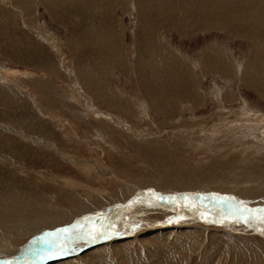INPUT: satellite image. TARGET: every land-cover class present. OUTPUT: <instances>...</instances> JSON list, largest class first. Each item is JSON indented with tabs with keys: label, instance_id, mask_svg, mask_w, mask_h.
<instances>
[{
	"label": "rangeland",
	"instance_id": "obj_1",
	"mask_svg": "<svg viewBox=\"0 0 264 264\" xmlns=\"http://www.w3.org/2000/svg\"><path fill=\"white\" fill-rule=\"evenodd\" d=\"M50 1L24 0L20 4L16 0H0V115L5 120L2 123L20 132L48 138L66 152L63 153L66 157L54 151L50 156L41 155L31 140L0 129L6 138L18 142L19 151L28 148L33 154L24 161L20 159L26 167L16 160L27 176L18 168L19 176L14 175L18 180L16 177L1 180L0 196L43 193L42 196L49 195L54 209L70 211L78 205L92 210L78 215L81 217L113 207L117 202L127 203L120 209L134 208L139 198L122 201L121 198L124 186L137 181L152 187L150 184L160 182L189 184L203 179L187 191L168 189L167 193H190L195 198L200 195L202 200L199 199L198 210L193 215L210 219L185 216L180 220L182 223L164 225L161 223L167 216L150 217L147 221L130 217L125 220H134L135 225L119 221L115 231L109 230L112 237L86 246L79 254L57 256L47 264H99L102 260L108 261L105 264H155V255L162 253L163 245L176 241L175 247L181 249L187 234L193 235V242L199 246L188 254L186 264H199L206 251L211 252L208 264L217 263L231 249L230 240H239L248 248L251 240L264 243V237L259 234L263 229L251 228L243 221L220 214L231 206L243 218L250 209L258 217L261 215L260 220L264 216V196L244 197L222 193L221 189L233 188L252 164L264 165V7L261 2H251L257 11L253 17L242 6L243 2H232L230 11L213 0H172L161 5L160 0ZM241 11L247 14L239 15ZM160 51L172 54L169 63L176 59L186 65L177 63L174 74L166 75L157 54ZM145 53L147 58L154 53L155 59L158 56L161 64L158 66L163 69L159 75L146 69L147 62L153 58L145 60ZM211 55L219 56L216 59L222 66L218 70L212 67ZM90 67L99 75L97 86L106 85L110 90L115 102L111 108L87 90L86 78L81 74ZM189 71L191 74L186 76ZM172 87L177 89L172 91ZM83 97L100 118L86 111ZM155 104L166 111H156ZM245 108L256 113L249 115ZM242 113L263 120L257 121L256 127L251 122L238 125L235 119ZM114 115L119 122L111 119ZM49 159H53L52 163L45 164ZM39 162L42 166L32 168L33 163ZM51 169L55 172H49ZM31 175L36 178L31 179ZM204 185L209 187L206 189ZM191 188L194 190L189 191ZM114 192L119 201L107 204ZM210 194L220 197L221 206L226 203L216 213L220 217L201 213L212 208V198H202ZM225 197L237 204L227 202ZM95 201L105 204L93 209ZM135 213L141 216L140 212ZM262 222L255 223L262 226ZM49 228H35L31 234L35 242L41 244L49 238L52 235V231H47ZM31 235L10 234L9 238L14 247H23L31 241Z\"/></svg>",
	"mask_w": 264,
	"mask_h": 264
},
{
	"label": "bare ground",
	"instance_id": "obj_2",
	"mask_svg": "<svg viewBox=\"0 0 264 264\" xmlns=\"http://www.w3.org/2000/svg\"><path fill=\"white\" fill-rule=\"evenodd\" d=\"M16 1H19L20 4L24 2V0H16ZM51 1L54 2L56 0H51ZM201 1L208 2L209 0H201ZM213 1L221 3L223 5V7H225V8L228 7L229 9H231L230 11H232V8H233L232 2H239V3L243 2L242 6H244L245 10L249 11L250 15L253 17H255L257 15V13H256L257 11H254L255 7L251 4V2H261L262 6L264 7V0H213ZM158 2H160L159 4L161 5L162 4L161 2H173V1L172 0H168V1L160 0ZM233 6H234V4H233ZM244 13H246V12L244 11ZM244 13L241 11V12H239V15L244 16ZM155 54L156 53H154L153 55L151 54V57L148 56V58L149 57L153 58V59H150L151 61H148L149 59L147 58L146 53L144 55L145 60L148 61L147 62L148 67H146V69L154 70L156 72L155 74H158L159 70L162 69L161 67L158 66V65H161L158 62L159 58L161 59L162 66L163 65L165 66V69L164 70L162 69V70L166 71V75H169V72H171V75L174 74V72L176 71L175 66L177 67L178 64L179 65H186L182 61H178L176 59H174V61L176 60L175 62L174 61L171 62L174 64L169 63L168 59H170V57H172V54L170 52L165 53V51H160L157 53L159 58L157 56L156 59L154 58ZM212 57L214 58L213 59L214 65H212V67L214 68V70L215 69L218 70L217 67L222 66L221 65L222 63L220 62V60L216 59L219 56L216 55V56H212ZM215 59H216V61H215ZM167 60H168V62H167ZM141 63H142V61H141ZM168 64L171 65L170 69L168 67ZM207 66H209V65H207ZM239 67H240V65H238L237 70H239ZM163 73H165V72H163ZM187 74H191V72L190 71L186 72V76H187ZM105 75H106V73H105ZM82 76L86 78L84 80V83L86 85L87 90L90 92V95L94 96L98 101H100V103L104 104L105 106H107L109 108L114 106L115 102L113 101V99H111L112 95L109 92L110 90L107 88V86L105 85L102 88H99L97 86V83L99 82L98 81L99 75H98L96 69H93L92 67H90V69H88V70L83 69L81 77ZM104 78H105V76H104ZM144 80H145V78H144ZM184 86H185V84H184ZM172 89H173L172 91H174L177 89V87L176 88L172 87ZM148 91H149V89H148ZM163 91H164V89L162 90V92ZM262 94L264 95L263 92H262ZM82 95H85V94H82ZM86 97H88V96H86ZM179 97H181V96H179ZM83 99H84V97H83ZM125 102H127V101H125V100L123 101L124 107L128 106V104ZM179 102H181V101H179ZM110 104H112V105L110 106ZM125 104H126V106H125ZM163 104H165V103H163ZM82 105L84 106L86 111L89 112L90 114L95 113V114H93V115H95L93 117H96V118L99 117V115H97L96 112H92V110L94 108H93V106H88L86 99H84L82 101ZM223 106L224 105H221V107H223ZM153 108L156 111H161V112L166 111V109L163 106H159V104H155ZM245 109H247L246 113L248 112L249 115H253L254 113H256V111L253 109L252 110L250 108H245ZM249 115H247V116H249ZM244 116H246V115L243 114V115H241V117H237L235 119V121L238 122L237 123L238 125L239 124L241 125L244 122L245 123L251 122V123H253L254 127H256V125L261 120H263V118L260 116H254V117H247L246 116L245 118H244ZM145 117H146V115H145ZM1 118H2V115H0V129H4L8 133L12 132V133L18 134L24 139L31 140L39 148V149H37V152H38V150H40L39 152L41 153V155L45 154V156H48V155L50 156L51 152L54 151L65 159L66 156H64V154H63L65 151L63 152L62 150H60V148H58L55 145V143H53L51 140L50 141L47 140L48 138L37 137V135L32 136L33 134H31V136H30V134L20 132L16 129L12 128L10 124L2 123V122H5V120H3L4 118H2V119ZM116 118H118V117L115 115L111 116V119L114 122H119L118 120H116ZM257 121H258V123H257ZM251 123H249V124H251ZM227 124H228V122H227ZM13 127H15V126H13ZM251 127L253 128L252 125H251ZM242 128H243V126H242ZM263 128H264V126H263ZM29 130H31V129H29ZM40 134H41V132H40ZM215 134H216V132H215ZM40 136H43V135H40ZM45 137H47V135H45ZM17 145H18V142L11 140V138L9 139V136L6 138V136H4V134H2L0 132V181L3 179H7V181H8V179L10 180L11 177L15 178L19 174V172H17L18 174L16 173V169H18V168L22 169L23 173L25 172V169L23 170V168L20 167V165L26 167L25 163L22 164L20 159H22V161L26 160V158H29L30 154H32V151H30L28 148H25L24 150L19 151L16 147ZM21 147H22V145H21ZM37 152H34V153L36 154ZM156 155H157V152H156ZM66 159L69 160L68 158H66ZM16 160L20 161V165ZM49 160H50V162L45 163V164H47V165L51 164L52 163L51 161H53V159H49ZM32 165H31L32 168H37L36 166H42V164L40 162L38 164L33 163ZM248 168H250V169H248ZM248 168L245 169V174H244L245 177L242 176L240 179H237L234 183L235 186L231 189L227 186L225 188H221L222 193L224 191V193H226V192L227 193H234V194H237L238 196H244V197H249V196L252 197L254 195H258L260 197L264 196V165L252 164ZM55 169L58 170V167ZM55 169H51L49 172L52 173V171H54ZM31 170L33 171L34 169H31ZM40 171L41 170H39V173H41ZM34 173H36V171ZM14 175H16V176H14ZM40 175H43V174H40ZM44 175H46V174H44ZM44 175H43V177H44ZM25 176H27L26 172H25ZM28 176H29L28 177V179H29L30 175H28ZM31 176H32L31 179L36 178L35 175H31ZM17 180H18V178H17ZM44 180H45V178H44ZM209 180L210 179H208V181ZM125 181H126V179H125ZM202 181H203V179H199V180H195L189 184L183 183L181 181H177L173 184L172 183L166 184V183L160 182V183H156L155 185L150 184V186H152V187H147V186H149V183L137 181V184H130L128 186H124V188L122 189L123 191H122L121 201L126 200V199H131V198L137 200L139 198V200H137L139 202H136L135 204H133V205H135L134 208L130 207V208L125 209V210L120 209V207L124 206V204H127V203L122 204V203L117 202V204H115L116 201H119V200L116 199V197H118V194H116V192H114L109 196L111 200L107 203V204H112L113 202H115V203H113V204H115L113 207H108L107 209H105L103 211L101 210V211H98L95 213L85 214L81 217H78V215L87 212L88 209L89 210H91V209L90 208L82 209L81 206H78V205H76L75 210L74 209L70 210V211L67 210L68 212L66 210L54 209L51 207V205L49 203V200H50L49 195L47 197L42 196L43 193H42V195H33V196H20V195H18V196H16V195L0 196V264H47L50 262L51 259H53L57 256H62V255L71 254V253L79 254V251L82 250L83 248H85L86 246H90V244H97V243L101 242L102 240H106L107 238L112 237L111 231H115L116 228H118L119 221H121V224L135 225V223H134L135 219L136 220L137 219H141V220L144 219V221H147V219L150 217H155V216L161 215L162 217L167 216V218H165V220L161 224H164V225L171 224L172 225V224H179L180 220H182L185 216L187 218L189 217L190 219H197V220H198V218H200L202 220L210 219V218H204L203 219L201 216H198V218H197V216L193 215V213L196 210H198L197 208L199 206H197L196 204H198L200 201L199 199H201L200 195H197L195 198V196L191 195L190 193H187V194H184V193L183 194H181V193L173 194V192H172V194H169L170 192L167 193L168 189H172L174 191H176L178 189H186L184 191H187V188L189 186H191L193 184H199V182L202 183ZM40 182H41V178H40ZM208 184H213V182H210ZM122 187H123V185H122ZM205 187L207 189V187H209V186H205ZM212 187L214 190V188H215L214 185ZM44 188H46V187H44ZM234 188L235 189L239 188V189L235 190ZM19 189H21V188H19ZM46 189H49V188H46ZM191 190H194V188H191L189 191H191ZM31 191H32V189H31ZM218 193H220V191H218ZM202 198L203 199H211L212 198L211 200L214 201L211 205L212 208L210 207L211 209H209V210L204 209L201 212L204 215H206L207 217H209L210 215L211 216L216 215V217H220L219 215L221 214V215H224L223 216L224 218H232L233 217L234 220H240V221H243V222L249 224L251 226V228L252 227L255 229L260 228L261 230L263 229V231H264V228H262L264 223L259 218L261 215L258 217L256 213L254 214L252 212L251 209H250L251 212H247V213L243 212L244 218L240 217L239 214H237L235 210L230 209L231 206L230 207L226 206L227 209H225V211L223 210L224 212H221L220 214L219 213L216 214L218 212V210L221 209L220 207L226 205V203L222 204V206H221V204H219V201H218V200H221V199H219L220 197H215L212 194L206 195L204 197L202 196ZM214 198H217V199H215L216 201L214 200ZM225 199L227 202L237 204V203H235V201L228 200L226 197H225ZM135 200H133V201H135ZM95 202H97V201H95ZM104 204H105L104 201L93 203L92 204L93 206L91 205L92 206L91 208L98 209L101 205H104ZM146 207H147V209H146ZM243 207H245V206H243ZM255 209L257 210V208H255ZM132 210H134V211H132ZM191 211H192V213H191ZM91 212H92V210H91ZM128 212H130V213H128ZM135 212H138V213L140 212L141 216H139ZM147 212L149 213V215H145V213H147ZM206 212H209V214H206ZM246 214L250 215L251 217L248 218L246 216ZM261 214H262V212H261ZM130 217H133L134 220L133 221H128V220L126 221L125 220V219L130 218ZM75 218H76V220H74ZM215 218H214V220H215ZM64 219H66V220H64ZM167 220H168V222H167ZM65 221L72 222V223H71V225L68 226V224H66L67 222H65ZM155 222L156 221H153V223H155ZM217 222H219V221H217ZM224 222H222V223H224ZM255 222H262L263 224H262V226H260L261 225V223H260V225L258 226L257 223H255ZM94 223L97 225H94ZM180 223H182V222H180ZM183 223H185V221ZM187 223H189V222H187ZM62 225H64V227H61ZM145 225H146V223H145ZM48 226L50 228H49V230L47 229V231H49V232L52 231V235L49 238L41 241V244H38L37 242H35V237L31 235L33 233L34 229L35 228H36V230H37V228L45 229V228H48ZM86 226H88L87 228H89V229H85ZM121 227H119V228H121ZM55 228H57V230H55ZM109 230H111V231H109ZM263 231H261L260 233L258 232V233L264 237ZM10 234L26 235L25 237H29L31 235L32 237L30 238L31 241H28V243L25 246L14 247L13 246L14 243L12 244L11 239L9 238ZM192 236L193 235H190V234L186 235L187 241L185 242V245L181 249L180 248L178 249V246L175 247V245H177L176 241L171 242L169 245H163V247L161 248L162 253L157 252L155 255V261H157L155 264H186L188 261L187 258H189L188 254L190 252L196 250L197 247L199 246V245L196 246V243L193 242ZM194 237H196V235H194ZM251 241H253V242L248 243L249 244L248 245L249 248H248L246 245L239 243V240H230L231 249L229 251H226L224 253L223 258L219 259L217 261V263H214V264H264V243L260 244L259 240H251ZM245 246H246V248H244ZM158 250H160V249H158ZM134 251L135 250H133L132 253H134ZM214 251H213V253H216V251L215 252ZM210 253H211L210 251H206L205 254L202 255V257L200 258L199 264H208L209 260L211 259ZM133 259H135V258H133ZM87 263H89V262L87 261ZM105 263H108V261L102 260V263L99 262V264H105ZM69 264H72V263H69ZM74 264H77V262H74Z\"/></svg>",
	"mask_w": 264,
	"mask_h": 264
},
{
	"label": "snow or ice",
	"instance_id": "obj_3",
	"mask_svg": "<svg viewBox=\"0 0 264 264\" xmlns=\"http://www.w3.org/2000/svg\"><path fill=\"white\" fill-rule=\"evenodd\" d=\"M261 219L264 220V216H262Z\"/></svg>",
	"mask_w": 264,
	"mask_h": 264
}]
</instances>
